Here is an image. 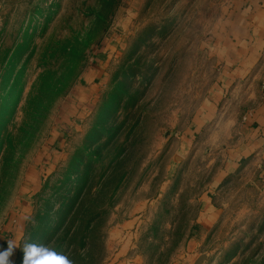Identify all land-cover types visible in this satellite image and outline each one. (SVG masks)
Listing matches in <instances>:
<instances>
[{
	"label": "rangeland",
	"instance_id": "1",
	"mask_svg": "<svg viewBox=\"0 0 264 264\" xmlns=\"http://www.w3.org/2000/svg\"><path fill=\"white\" fill-rule=\"evenodd\" d=\"M230 3L0 0L7 264L28 243L72 264H264V173L212 186L229 142L189 126Z\"/></svg>",
	"mask_w": 264,
	"mask_h": 264
},
{
	"label": "crops",
	"instance_id": "2",
	"mask_svg": "<svg viewBox=\"0 0 264 264\" xmlns=\"http://www.w3.org/2000/svg\"><path fill=\"white\" fill-rule=\"evenodd\" d=\"M208 44L214 79L189 126L205 127L210 142H229L215 187L251 165L264 173V0H231Z\"/></svg>",
	"mask_w": 264,
	"mask_h": 264
},
{
	"label": "clouds",
	"instance_id": "3",
	"mask_svg": "<svg viewBox=\"0 0 264 264\" xmlns=\"http://www.w3.org/2000/svg\"><path fill=\"white\" fill-rule=\"evenodd\" d=\"M13 248L10 245L8 250L4 251L6 259L0 264H7V257L11 255ZM24 264H72V261L64 254L57 252L50 245H37L28 243L24 247Z\"/></svg>",
	"mask_w": 264,
	"mask_h": 264
},
{
	"label": "snow or ice",
	"instance_id": "4",
	"mask_svg": "<svg viewBox=\"0 0 264 264\" xmlns=\"http://www.w3.org/2000/svg\"><path fill=\"white\" fill-rule=\"evenodd\" d=\"M5 259H6V254H0V262L4 261ZM7 260H8V257H7Z\"/></svg>",
	"mask_w": 264,
	"mask_h": 264
},
{
	"label": "water",
	"instance_id": "5",
	"mask_svg": "<svg viewBox=\"0 0 264 264\" xmlns=\"http://www.w3.org/2000/svg\"><path fill=\"white\" fill-rule=\"evenodd\" d=\"M201 257H199L197 260H196V263H198L200 261Z\"/></svg>",
	"mask_w": 264,
	"mask_h": 264
}]
</instances>
